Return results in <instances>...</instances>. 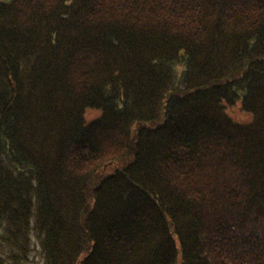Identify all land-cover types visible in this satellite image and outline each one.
<instances>
[{
	"label": "trees",
	"instance_id": "1",
	"mask_svg": "<svg viewBox=\"0 0 264 264\" xmlns=\"http://www.w3.org/2000/svg\"><path fill=\"white\" fill-rule=\"evenodd\" d=\"M34 254L264 264V0H0V264Z\"/></svg>",
	"mask_w": 264,
	"mask_h": 264
},
{
	"label": "rangeland",
	"instance_id": "2",
	"mask_svg": "<svg viewBox=\"0 0 264 264\" xmlns=\"http://www.w3.org/2000/svg\"><path fill=\"white\" fill-rule=\"evenodd\" d=\"M238 106V105H236ZM100 114V111L97 109H87L86 110V118L87 119H92L94 117H97ZM234 118L241 121H249L251 119V115L243 112L242 109L239 107H235L233 111ZM27 264H44V261L40 259V257L37 254H34L32 256V259Z\"/></svg>",
	"mask_w": 264,
	"mask_h": 264
},
{
	"label": "water",
	"instance_id": "3",
	"mask_svg": "<svg viewBox=\"0 0 264 264\" xmlns=\"http://www.w3.org/2000/svg\"><path fill=\"white\" fill-rule=\"evenodd\" d=\"M5 1H10V0H5Z\"/></svg>",
	"mask_w": 264,
	"mask_h": 264
}]
</instances>
